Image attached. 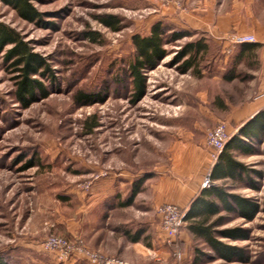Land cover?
<instances>
[{
    "label": "rangeland",
    "instance_id": "rangeland-1",
    "mask_svg": "<svg viewBox=\"0 0 264 264\" xmlns=\"http://www.w3.org/2000/svg\"><path fill=\"white\" fill-rule=\"evenodd\" d=\"M200 2L204 3L31 0L41 17L39 22L30 23L0 1V22L18 32L52 70L47 78L36 77L49 96H37L31 106L22 108L15 98L14 74L4 61V52L0 53V264H69L70 260L60 262L55 252L41 247L45 239L66 241L75 251L84 248L135 264L92 249L80 232L66 234L71 223L82 217L81 201L97 192L105 178H111L122 192L145 178L131 207L116 210L111 225H104V235L115 237V222L142 217L144 211H149L146 215L150 221L159 220L161 227L160 206L147 210L154 198L149 185L158 181L149 180V171L180 167L185 147L191 153L200 141L208 154L204 181L212 164L206 134L223 125L229 139L231 135V109H222L219 103L237 104L258 94L256 80L247 79L257 67L249 61H240L227 70L219 63L215 66L211 61L230 55L226 53L228 42L219 44L191 34L165 46L166 56L154 68L143 70L142 92L138 93L124 75L135 55L134 35H149L151 26L158 22L171 28L175 25L171 20L176 21L179 15L193 17ZM229 6L232 0L214 1L215 10ZM104 15L118 18V32L99 22ZM90 33L95 34L94 42L88 38ZM199 40L208 47L200 55V76L191 71L182 74L181 61L175 60L177 53L185 44ZM229 73L235 76L233 82L220 77ZM213 74L218 77L210 78ZM79 92L92 98L77 101ZM253 145V156L234 155L246 168L260 174H250L258 190L231 181L226 182L225 189L256 204L259 212L252 221L237 213H222L225 224L216 229L237 235L216 238L240 254L221 257L196 239L189 250L197 264H264V141ZM69 191H76V202L67 196ZM126 196L129 194L120 195L123 201ZM111 248L108 244L104 249ZM169 249L170 261L176 262L178 245Z\"/></svg>",
    "mask_w": 264,
    "mask_h": 264
},
{
    "label": "crops",
    "instance_id": "crops-1",
    "mask_svg": "<svg viewBox=\"0 0 264 264\" xmlns=\"http://www.w3.org/2000/svg\"><path fill=\"white\" fill-rule=\"evenodd\" d=\"M203 1L204 3H199L198 10L193 17L179 15L176 21L170 18L167 20L174 22L175 25L172 27L176 26L179 31L199 34L219 44L223 43V40L230 35L254 38L253 43L235 45L229 56L211 61L215 66L218 63L224 65L225 70L240 61H249L250 65L257 67L248 75L247 79L256 80L258 94L251 100L248 99L237 104L219 103L222 109H231L228 116L231 138L238 136L240 129L257 113L264 110V0H232V6L224 10H215V0H209V3L206 0ZM252 46L255 47L253 55L247 52V49ZM217 77V74L210 75V78ZM220 77L227 82L235 80V76L231 73ZM194 146L191 153H188L185 147L183 150L184 162L180 167L173 168L175 171L163 168H154L149 171V180L155 178L158 181L149 185L154 198L147 210H154L158 206L170 204L186 212L192 200L203 190L200 185L208 165V154L202 148V141ZM110 179L105 178L104 185L99 187L97 192L91 191L93 195L86 198L85 201H81L82 217L71 223V227L66 231L68 236L80 232L87 245L92 249L130 260L135 264H194L198 262L196 261L198 259L193 260L189 250L191 243L197 238L189 233L187 224L177 237L179 257L176 262L170 261V249L164 244L165 234L160 227V221H150L149 216L146 215L149 214V211H144L143 216L139 218L130 217L124 221L115 222L112 228L115 237L105 236L104 225H111L113 213L116 210L128 208L120 206V202H123L120 195H128L130 192V190L122 192ZM75 192L69 191L67 195L74 202L78 198L75 196ZM138 232H140L139 240L133 242L131 239ZM108 244H111L112 248L105 250L104 248ZM168 261L170 263H167ZM69 264L89 263L82 257L76 256L70 260Z\"/></svg>",
    "mask_w": 264,
    "mask_h": 264
},
{
    "label": "trees",
    "instance_id": "trees-1",
    "mask_svg": "<svg viewBox=\"0 0 264 264\" xmlns=\"http://www.w3.org/2000/svg\"><path fill=\"white\" fill-rule=\"evenodd\" d=\"M0 1L5 6L11 8L23 20L30 23L39 22L41 15L32 6L31 0ZM98 20L104 27L113 32L120 30V22L115 16L104 15L98 18ZM94 35L93 33L88 35L90 41H95ZM190 35L158 22L151 26L149 35H134L132 37L135 55L133 60L128 63L124 75L126 78L131 79L138 93L143 90V70L154 68L166 56L167 51L164 49L165 46L174 44ZM254 48V46L249 47L247 52L253 55ZM207 49V45H202V41L200 40L185 44L180 52L177 53L175 59L177 63L181 61L180 70L182 74L191 71L192 74L195 72L199 77L200 69L198 67L202 59L200 55L204 54ZM1 52H4V61L8 64L10 72L14 74L15 98L22 108L31 106L37 100V96L41 99L49 96L44 84L36 78L38 76L47 78L52 75V70L45 59L34 53L18 32L0 22ZM91 98L90 94L79 92L76 99L77 101H87ZM95 126V124L90 126V129L95 128ZM263 141L264 110L257 113L251 121L247 122L240 129L238 136L231 137L225 144L219 154L217 163L213 166L210 173L211 181L216 184L210 188L201 190L192 200L189 209L184 214L183 220L187 223L189 233L198 240H202L221 257L226 258L228 255L233 257L240 254V251L235 253L229 250V248L224 247L216 238V235L232 238H236L237 236L230 230L216 231L217 228L225 224V220L221 214L237 213L248 221H252L255 214L259 212L256 204L231 195L225 189L226 182L231 181L247 183L253 190H258L250 174L257 176L260 174L238 162L234 153H238L239 156L243 157L253 156L256 152L253 144H260ZM144 180L145 178H141L132 183L128 198L120 202L121 207L131 206L135 196L141 191ZM139 235L140 232L134 235L131 240L137 242Z\"/></svg>",
    "mask_w": 264,
    "mask_h": 264
},
{
    "label": "built area",
    "instance_id": "built-area-1",
    "mask_svg": "<svg viewBox=\"0 0 264 264\" xmlns=\"http://www.w3.org/2000/svg\"><path fill=\"white\" fill-rule=\"evenodd\" d=\"M228 42V47L226 50L227 54H230L235 45L253 43L254 38L251 36H232L225 39ZM229 139L226 129L223 125H218L212 131L206 134L207 147L209 149L210 158L212 164L210 165L208 174L206 175L204 181L201 184V189L210 188L213 182L210 179V173L217 162L219 154L223 150L227 140ZM159 213L161 217V229L165 234L164 244L166 247L177 246V237L179 230L184 225V214L185 211L179 209L178 207L170 204H164L159 207ZM47 251H53L56 253L57 258L60 262H66L71 260L73 257L79 256L85 259L89 264H130L118 258H105L86 249L82 248L75 251L66 241H59L54 239H45L41 243ZM175 258L179 257V254L175 252Z\"/></svg>",
    "mask_w": 264,
    "mask_h": 264
}]
</instances>
